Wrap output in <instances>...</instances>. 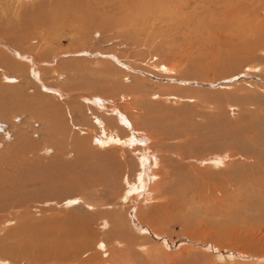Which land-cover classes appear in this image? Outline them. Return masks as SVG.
<instances>
[{"label": "rangeland", "instance_id": "1", "mask_svg": "<svg viewBox=\"0 0 264 264\" xmlns=\"http://www.w3.org/2000/svg\"><path fill=\"white\" fill-rule=\"evenodd\" d=\"M0 39V264H264V0H0Z\"/></svg>", "mask_w": 264, "mask_h": 264}, {"label": "bare ground", "instance_id": "2", "mask_svg": "<svg viewBox=\"0 0 264 264\" xmlns=\"http://www.w3.org/2000/svg\"><path fill=\"white\" fill-rule=\"evenodd\" d=\"M192 2V1H191ZM4 41V42H3ZM0 44H2L5 48H7V50L9 49V51H11L12 53H15V54H20L19 50L17 48H15L12 43L9 41V40H6V39H0ZM112 55V54H109V56ZM21 56H23L21 54ZM105 56L107 57L108 55L105 54ZM114 59H117L120 63V59L119 58H116V55H112ZM29 58V61H31L36 67H34L33 71L31 72L30 70V73L29 75L31 76V73H34L35 75H37V72L41 73L39 68H38V65H41L42 63H40L38 60L36 59H33L32 57H28ZM94 58V56H93ZM122 62V61H121ZM112 66V65H111ZM55 75V74H54ZM33 76V75H32ZM248 77V76H247ZM5 78L8 79V80H12L14 78L11 79V77H8L5 75ZM230 78V77H229ZM72 94V93H71ZM80 94V93H79ZM82 94V93H81ZM76 95V94H75ZM78 95V94H77ZM261 96V95H260ZM264 97V96H263ZM77 99V98H76ZM80 99L88 102V103H92L93 105L95 106H99V108L101 109V107L105 106L104 105V102L106 101V99L102 98V97H89V95H86V94H83V95H80ZM101 100L103 103H99V101ZM260 100V98H259ZM78 101V100H77ZM106 104V103H105ZM77 106V105H76ZM81 110L84 111V108H86V105L81 103ZM111 108H116L118 111H119V108L118 107H111ZM80 109V108H79ZM78 111V110H77ZM94 111V110H93ZM85 113V112H84ZM106 115V114H105ZM118 115L120 117V120L122 121V123H125V125H131L132 127L134 126V124L132 123V121L129 120V118L121 112V110L118 112ZM92 116V115H91ZM106 116H99V117H94V119L97 121V125H98V128L101 129V132H97V131H93V130H89L88 131L90 132V134L93 132L95 133V139L97 141V145L100 146V147H108L110 146L111 144L114 145V146H120V147H138V144L139 143H143L144 140H142L141 138H139L137 136V133H136V129L133 131V136H130L128 138H121L122 136H120V133L123 129L122 125H121V122L119 119L117 118H110V117H107L106 119ZM93 119V118H92ZM114 119V121L112 120ZM95 121V122H96ZM115 122V123H114ZM116 127V134H112L111 132H108L107 130V127ZM97 127V126H96ZM92 128V127H91ZM136 128L135 126L133 127V129ZM94 129V128H93ZM110 129V128H109ZM96 130V129H95ZM100 131V130H99ZM139 131V130H137ZM123 132V131H122ZM92 133V134H93ZM115 133V132H114ZM139 134V133H138ZM92 136V135H91ZM93 138V137H92ZM149 150V149H142V148H138L137 151L139 152L138 154V159L136 158V164L138 166V177L136 179H134V183L132 184V192H134L135 190H138L140 188V186H142L144 183L147 182L148 180V177H149V182H150V185H152V183H155V179L160 177L158 176V174L156 173L155 169H157V166L159 164L158 160L156 159L155 154H152L150 151V156H148V154H146V151ZM145 151V152H144ZM132 161V159H131ZM134 161V160H133ZM215 161V160H213ZM221 162V161H220ZM216 163V161H215ZM150 172V173H149ZM155 178V179H154ZM130 181V180H129ZM130 183V182H129ZM154 185V184H153ZM152 185V187H153ZM154 188V187H153ZM149 190H151L149 188ZM130 191V193H132ZM129 196V194H127ZM126 197V198H129V197ZM124 197V196H123ZM125 198V199H126ZM131 198V196H130ZM129 198V199H130ZM148 198V197H147ZM146 199V198H145ZM144 199V201H145ZM152 199V197H151ZM128 200V199H127ZM147 200V199H146ZM131 202V200H130ZM122 204V203H121ZM134 207V206H133ZM125 213V212H124ZM122 213V214H124ZM127 213V212H126ZM121 215V214H120ZM122 218H123V215H121ZM118 217V216H117ZM138 217V215L136 216ZM128 218V216H127ZM130 218V217H129ZM129 220V219H128ZM117 222V221H116ZM130 222V221H129ZM128 222V223H129ZM120 224V223H119ZM106 225H109V222H106ZM118 226V225H117ZM110 227V226H109ZM141 229H144V230H148L146 227H143L141 225L140 227ZM82 231L85 233V234H90V226L88 225L87 222H85L83 225H82ZM150 231V230H149ZM153 233V232H152ZM151 233V234H152ZM101 243V242H100ZM103 246L106 247V251L105 253L108 252V248H107V244L105 242H102ZM103 247V248H104ZM131 249V248H129ZM134 250V249H133ZM76 251V250H75ZM116 251L120 252L121 256L124 252L123 249L119 248V246L116 248ZM110 253V252H109ZM113 253V252H112ZM65 254V253H64ZM109 256H111V253L109 254ZM111 259V258H110ZM128 257H126V260H127V263L128 264ZM25 263V262H24Z\"/></svg>", "mask_w": 264, "mask_h": 264}]
</instances>
